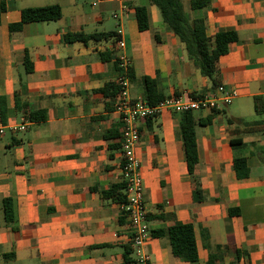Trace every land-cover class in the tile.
I'll return each mask as SVG.
<instances>
[{"label":"crops","instance_id":"crops-1","mask_svg":"<svg viewBox=\"0 0 264 264\" xmlns=\"http://www.w3.org/2000/svg\"><path fill=\"white\" fill-rule=\"evenodd\" d=\"M192 1L182 0L185 11L191 21L205 19L208 37L237 34L218 60L216 80L238 97L193 112L197 122L211 118L195 127L200 202L185 160L181 114L140 122L136 155L147 222L151 232H164L145 251L149 264H207L211 255L218 264H264V0H211L202 9H192ZM52 6L61 8L59 20L11 30L23 10ZM136 7L146 8L148 31L139 30ZM118 31L131 61L133 97L143 98L145 77L164 97L214 94L149 0H0V121L46 117L0 138V264H125L127 251L135 264L122 204L102 196L126 183L118 140L107 138L120 127L116 99L100 92L119 77ZM68 34L111 37L68 43ZM233 140L246 146L238 153L247 158V173L233 167ZM4 200H11L12 221ZM176 222L193 225L196 263L172 253L168 230Z\"/></svg>","mask_w":264,"mask_h":264},{"label":"trees","instance_id":"trees-1","mask_svg":"<svg viewBox=\"0 0 264 264\" xmlns=\"http://www.w3.org/2000/svg\"><path fill=\"white\" fill-rule=\"evenodd\" d=\"M211 0H194L191 2L192 9L206 8ZM151 6L156 7L161 15L163 22L168 26L169 30L179 39V41L186 47L188 56L195 65L199 68L202 76L209 79L211 82L210 92H214L218 87L216 74L218 72V60L222 55L229 51V45L236 42L238 37L235 32H222L216 34L213 38L207 36V25L205 19L191 21L189 15L185 11L182 0H149ZM62 17V11L59 6H52L46 8L26 9L22 11L21 22L11 27L12 31H20L24 24L31 22H50L57 21ZM136 20L138 28L141 32L149 30V20L147 10L144 7H136ZM110 35L103 34H68L66 42H83L99 41L107 39ZM27 71L31 72V64L26 60ZM130 80H134L133 72L130 69ZM142 87L144 90L143 100L150 105H155L164 100L166 97L162 96L157 89V84L150 78L142 79ZM119 87L116 84H108L100 92L104 94L106 99L115 100L119 92ZM203 95H193L199 97ZM4 118V114L2 113ZM45 116L39 117L38 113L27 115V120L30 122L44 121ZM151 120L147 123L150 124ZM207 126L211 123V118L196 121L193 112H185L181 114L180 122V136L183 143L185 152V160L190 177L193 179L195 185L194 199L195 201H202V189L199 181L196 179V168L199 164L198 146L195 127L197 124ZM114 132V134H113ZM121 128L115 127L107 134V138L118 140L116 149L121 148ZM120 140V141H119ZM235 158L233 167L239 174L247 173V158L239 154V150L244 149L246 146L240 140H233L231 142ZM126 183L121 185L112 186L108 191L103 192L104 199L112 200L116 203L124 204L126 202V195L124 193ZM4 210L7 220L12 219L11 200H4ZM235 211H231L233 214ZM163 216L158 219L163 220ZM12 221V220H11ZM152 237L160 238L164 236L163 231L151 232ZM168 235L172 247L174 257L183 262L196 263L199 260L197 243L193 225L190 223L176 222L169 230ZM131 252L127 251L125 254V264H130ZM219 256L211 255L208 258L207 264H218Z\"/></svg>","mask_w":264,"mask_h":264},{"label":"built area","instance_id":"built-area-1","mask_svg":"<svg viewBox=\"0 0 264 264\" xmlns=\"http://www.w3.org/2000/svg\"><path fill=\"white\" fill-rule=\"evenodd\" d=\"M115 47L121 52L116 60L119 69L116 85L120 90L116 97L114 113L117 115L121 127L122 169L126 182V202L122 204V209L133 233L135 264H149L151 258L146 253L145 246L152 236L147 222L143 179L136 155V148L141 141L140 122L155 118L164 112L182 114L201 109H217L221 103H228L237 98L238 94L218 86L212 95L196 98L171 95L155 105H150L141 97L135 98L131 95L129 79L131 61L124 52L125 42L121 39V31H118ZM30 125L31 122L25 118L19 124L8 126L3 125L0 121V138L4 137L7 131L26 132Z\"/></svg>","mask_w":264,"mask_h":264}]
</instances>
